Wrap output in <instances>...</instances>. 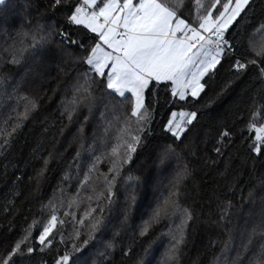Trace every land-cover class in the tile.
Segmentation results:
<instances>
[{
    "label": "snow or ice",
    "instance_id": "snow-or-ice-1",
    "mask_svg": "<svg viewBox=\"0 0 264 264\" xmlns=\"http://www.w3.org/2000/svg\"><path fill=\"white\" fill-rule=\"evenodd\" d=\"M0 214V264H264V0H0Z\"/></svg>",
    "mask_w": 264,
    "mask_h": 264
},
{
    "label": "trees",
    "instance_id": "trees-1",
    "mask_svg": "<svg viewBox=\"0 0 264 264\" xmlns=\"http://www.w3.org/2000/svg\"><path fill=\"white\" fill-rule=\"evenodd\" d=\"M45 99H47V98H45ZM52 107L55 108L56 105L53 103ZM89 131H91V129H89ZM64 143L65 144L67 143V138H65ZM73 152H74V149L69 150V152L65 154L63 159L61 161H59V165L60 166L65 165L67 163V161L71 158ZM29 171H30V169H29ZM59 174L60 173L57 170V171H55L54 176L58 177ZM26 179H27V176H25V180ZM55 183H56V179L55 178H51L50 179V184L54 185ZM47 192H49V193L51 192V187L47 188ZM21 223H22V218L18 219L16 221L17 231L19 230V227H20ZM6 224H7V219L2 214H0V225H6ZM204 238L205 237L202 234V230H200L199 234L193 236L192 235V229L191 228L189 229L190 245H189V249H188V254L185 257V264H191L192 259L197 257L198 251H200L202 253L203 250H202L201 245H202V241H203ZM201 259L203 260V264H207L206 256H201Z\"/></svg>",
    "mask_w": 264,
    "mask_h": 264
}]
</instances>
